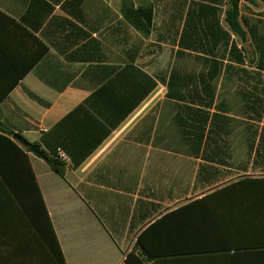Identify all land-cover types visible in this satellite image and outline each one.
<instances>
[{
  "label": "crops",
  "instance_id": "crops-1",
  "mask_svg": "<svg viewBox=\"0 0 264 264\" xmlns=\"http://www.w3.org/2000/svg\"><path fill=\"white\" fill-rule=\"evenodd\" d=\"M228 7L229 0H0V10L48 48L29 68L39 47L17 31L22 53L9 74L27 72L0 105V120L48 154H64L67 165L61 176L25 151L43 218L33 201L18 198L20 176L10 186L0 175V264H57V242L65 264H126L139 239L165 255L157 264H233V256L264 264V167L244 133L254 121L243 92L255 84L227 70L244 62L264 88V0L240 3L245 42L226 21ZM202 78L212 108L188 98L204 94ZM216 113L237 121L228 135L209 134ZM198 249L211 252L192 254Z\"/></svg>",
  "mask_w": 264,
  "mask_h": 264
},
{
  "label": "trees",
  "instance_id": "trees-1",
  "mask_svg": "<svg viewBox=\"0 0 264 264\" xmlns=\"http://www.w3.org/2000/svg\"><path fill=\"white\" fill-rule=\"evenodd\" d=\"M241 1L242 0H229V7L226 12V21L229 24L233 34L240 37L242 41L245 42L247 39V34L240 22ZM19 30L26 33L39 47L38 52H35L34 57L32 58L29 68L34 66L48 54V48L46 45L40 42L32 33L25 29L15 19L0 10V105L7 98L10 92L17 86L20 78H22V76H24V74L27 72L26 69L15 78H12L9 74L10 66L15 67V61H18L19 54L22 53L17 49L18 44L17 40L15 39L18 33L17 31ZM232 50L235 59L242 62L238 56L240 54L239 49L236 46H233ZM238 66L239 68L229 65L227 70L232 69L233 73L235 74L242 73L248 77L247 80L243 79L242 77L240 79L242 82L250 84L252 80L255 84L251 89L245 90L243 92V99L248 110L247 114L249 115L250 119L254 121L253 123L249 124L244 133L249 152H255L256 162L261 163L264 167V88L261 91L258 89L259 87H257V82L258 84H262L261 81L257 80L256 73L251 75L252 72L244 68V62L242 65ZM258 66L260 69L264 70L263 64ZM258 74L260 75V73ZM199 82L204 94L188 98L195 104L199 103L200 105L212 108L215 97L209 93V89L211 87L210 82L205 78H202ZM189 83H192V81H189ZM173 84H175L174 77L170 81V87H172ZM28 95L32 100L36 101L40 105L44 107L50 106V103L43 100L35 93L28 91ZM201 115L202 121H208L211 116L210 111H202ZM212 117L209 134L211 136H216V138L220 137L222 134L228 135L230 131L233 130V128H230L229 124H234L237 122L235 119H230L229 117L219 113L214 114ZM16 134L17 133L14 129L7 127L0 120V175L4 178L5 182L11 186L13 183L12 179L14 178L12 175L17 173V176H20L19 179H21V182L24 185V192L20 193V191H18L17 193L18 198L33 201L34 208H40L39 216L42 215L43 218L47 213L45 204L36 183L28 156L25 153V151H30L34 144L29 143L26 139H24L23 136L18 134L23 140L22 144L24 146L21 148L12 138ZM217 146L219 147L218 144ZM42 151L44 153L42 158L49 164V166L61 176H65L67 166L65 161L55 155L48 154L44 150ZM26 187H28V190ZM35 215L37 216V213ZM51 248L57 257V264H65L59 243L57 242L55 249H53L52 246ZM200 250L201 249H198V251H194L192 254L211 252ZM159 258H165V255H155L153 252L149 251V249H146L143 245V241L139 239L137 248L128 254L126 264H148L151 259H154L157 264L159 262L156 260H159ZM238 260L239 259L237 256H233V264H237Z\"/></svg>",
  "mask_w": 264,
  "mask_h": 264
},
{
  "label": "water",
  "instance_id": "water-1",
  "mask_svg": "<svg viewBox=\"0 0 264 264\" xmlns=\"http://www.w3.org/2000/svg\"><path fill=\"white\" fill-rule=\"evenodd\" d=\"M14 138L19 140L21 143H23V140L22 138H20V136L18 134L14 135ZM31 151L40 156V157H43L44 156V153L43 151L40 149L39 145L38 144H34L32 147H31Z\"/></svg>",
  "mask_w": 264,
  "mask_h": 264
},
{
  "label": "rangeland",
  "instance_id": "rangeland-1",
  "mask_svg": "<svg viewBox=\"0 0 264 264\" xmlns=\"http://www.w3.org/2000/svg\"><path fill=\"white\" fill-rule=\"evenodd\" d=\"M236 135H239L237 132L233 134V140H234V143L237 144L239 142V137H237Z\"/></svg>",
  "mask_w": 264,
  "mask_h": 264
},
{
  "label": "built area",
  "instance_id": "built-area-1",
  "mask_svg": "<svg viewBox=\"0 0 264 264\" xmlns=\"http://www.w3.org/2000/svg\"><path fill=\"white\" fill-rule=\"evenodd\" d=\"M60 158L64 160L65 159V155L62 154Z\"/></svg>",
  "mask_w": 264,
  "mask_h": 264
}]
</instances>
